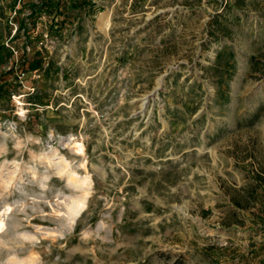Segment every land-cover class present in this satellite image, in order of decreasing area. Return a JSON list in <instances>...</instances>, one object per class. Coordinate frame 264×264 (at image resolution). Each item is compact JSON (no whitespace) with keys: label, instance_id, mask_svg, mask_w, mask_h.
Here are the masks:
<instances>
[{"label":"rangeland","instance_id":"1","mask_svg":"<svg viewBox=\"0 0 264 264\" xmlns=\"http://www.w3.org/2000/svg\"><path fill=\"white\" fill-rule=\"evenodd\" d=\"M85 1L0 0V264H264V0Z\"/></svg>","mask_w":264,"mask_h":264},{"label":"trees","instance_id":"2","mask_svg":"<svg viewBox=\"0 0 264 264\" xmlns=\"http://www.w3.org/2000/svg\"><path fill=\"white\" fill-rule=\"evenodd\" d=\"M21 1H25V0H21ZM64 1L65 0H41L42 5L40 7L37 6L36 4H31L34 10L32 11L30 17L34 15L35 13L34 11L37 8L43 10V12H45V14L50 17L51 16L53 17L63 16L64 17L66 15H69L70 13L68 12V10H66L64 13L60 12L61 6L63 5ZM90 3H91L90 0H86L82 5L87 6ZM74 4L77 5L75 2ZM263 67H264V52L260 53L258 56H253L250 60L251 73H258L261 71V68ZM234 203L236 207L239 209L245 208L242 202L236 199H234Z\"/></svg>","mask_w":264,"mask_h":264},{"label":"bare ground","instance_id":"3","mask_svg":"<svg viewBox=\"0 0 264 264\" xmlns=\"http://www.w3.org/2000/svg\"><path fill=\"white\" fill-rule=\"evenodd\" d=\"M3 225H4L3 221H0V230H1L2 228H4Z\"/></svg>","mask_w":264,"mask_h":264}]
</instances>
